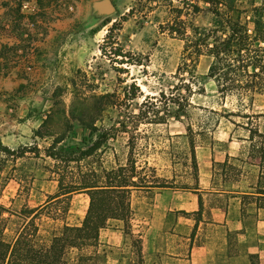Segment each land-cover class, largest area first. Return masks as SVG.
Here are the masks:
<instances>
[{"label":"rangeland","instance_id":"1","mask_svg":"<svg viewBox=\"0 0 264 264\" xmlns=\"http://www.w3.org/2000/svg\"><path fill=\"white\" fill-rule=\"evenodd\" d=\"M236 1L240 6L247 2ZM24 2L35 7L24 8ZM255 2L264 7V0ZM172 3L178 6L179 0ZM200 5L202 10L188 11L183 18L208 27L211 13L206 4ZM131 7L133 15L122 19ZM173 15L166 0H0V140L11 149L0 151L1 204L12 212L38 207L57 191L61 176L125 164L129 139L133 140L138 165L154 167L158 176L179 188L194 187L188 137L177 134L179 122L169 115L167 123L135 126L133 117L146 95L156 105L157 115L165 116L167 107L175 109L166 102L171 88L178 83L173 75L183 41L163 27ZM116 20L113 36L107 40L106 52H102L100 45ZM119 51L123 56L117 55ZM211 61L210 55L199 56L195 73L205 91L192 96L186 115L180 113L184 123L191 124L195 143L209 139L223 113L247 108V99H242L240 105L235 96L222 99L214 81L205 76ZM184 75L189 77L187 72ZM70 78L79 81L78 95L110 92L121 101L120 108H109L97 123L113 126L111 136L95 154L79 163L51 158L45 151L60 133L66 135L57 145L61 151L84 148L95 138L75 118L82 105L74 103ZM132 83L140 90L136 98L128 99L134 89ZM59 86L64 87L61 102L54 103V91ZM182 92L186 94L185 88ZM88 201L86 194L75 193L67 211H59L57 216L54 207L49 216L44 211L38 220L41 232L50 234L63 222L80 223ZM131 201L133 207L142 206L145 214L150 194L134 195ZM131 212L125 221H109L108 227L122 229V240L116 244L101 241L95 264H161L159 260H145L143 253L140 260L143 223L135 218L132 207ZM18 224L13 217L7 233L13 234Z\"/></svg>","mask_w":264,"mask_h":264},{"label":"trees","instance_id":"2","mask_svg":"<svg viewBox=\"0 0 264 264\" xmlns=\"http://www.w3.org/2000/svg\"><path fill=\"white\" fill-rule=\"evenodd\" d=\"M166 1L174 15L163 27L183 41L181 59L173 75L178 83L171 88L166 102L167 106L171 103L175 109L172 111L167 107L165 116L157 115L154 109L156 105L146 95L138 113L133 116L136 120L135 126L140 123H167L169 115L175 120L183 121L180 113L186 115L188 107L192 106V96L205 91L204 87L198 85L195 73L197 60L202 54L212 57L205 76L214 81L222 99L235 96L238 105L242 99H247V107L251 106L255 94L264 93V7L256 4L255 0H247L245 6H240L236 0H179L178 6L172 3L173 0ZM201 2L206 4V10L211 13L208 27L196 25L183 18L188 11L197 13L202 10ZM133 13L134 8L131 7L122 15V19L132 16ZM117 24L116 20L108 28L104 43L100 45L102 52H106L107 40L112 38ZM121 52L117 55L123 56ZM184 72H187L188 78H185ZM69 82L74 91V103L82 105L80 114L75 118L80 125L88 128L90 134H95V138L84 148L76 146L61 151L57 149V145L66 135L60 133L53 138L45 151L51 158H64L67 162L79 163L83 158L95 154L111 136L113 126L97 123L102 121L101 118L109 108H120L121 101L115 93L110 92L78 95L79 81L70 78ZM132 87L134 89L128 99L136 98L140 90L136 83H132ZM182 88H185L186 94L182 92ZM63 91L64 87L61 86L55 89L54 103L61 102ZM160 94L164 96L163 91ZM237 112L232 114L239 115V111ZM227 115L222 114L225 117ZM122 127L126 128V125L123 124ZM185 129L196 179L195 141L191 135L193 129L190 123L185 124ZM132 141L129 139L130 149L125 164L117 163L111 168L103 167L100 171L79 170L78 175L72 173L69 177L61 176L57 191L49 195L43 205L12 212L0 203V264H95L97 247L101 244L100 231L109 226L110 220L125 221L130 217V199L134 190L179 188L172 185L167 178L158 176L154 167L138 165ZM0 151L10 152L11 149L0 140ZM66 178H69L68 182H65ZM181 188L190 190L188 186ZM75 193H84L89 199L82 221L78 224L63 222L50 234L42 233L38 220L43 212L46 211L49 216V210L53 207L54 212H57L56 216L61 211H67L70 199ZM13 217L19 220V224L13 234H8V224ZM138 256L142 260L141 248Z\"/></svg>","mask_w":264,"mask_h":264},{"label":"crops","instance_id":"3","mask_svg":"<svg viewBox=\"0 0 264 264\" xmlns=\"http://www.w3.org/2000/svg\"><path fill=\"white\" fill-rule=\"evenodd\" d=\"M228 111L208 140L195 143L197 178L190 190L154 187L148 211L131 201L145 260L161 264H264V93L244 111ZM178 121V120H176ZM177 134H185L178 121ZM171 129V124H167ZM130 199V200H131ZM106 227L100 241L121 242ZM156 258V259H155ZM158 261V262H159Z\"/></svg>","mask_w":264,"mask_h":264},{"label":"built area","instance_id":"4","mask_svg":"<svg viewBox=\"0 0 264 264\" xmlns=\"http://www.w3.org/2000/svg\"><path fill=\"white\" fill-rule=\"evenodd\" d=\"M23 7L24 8H27V9H30V8L33 9L35 6L34 5H31L29 2H24L23 3Z\"/></svg>","mask_w":264,"mask_h":264},{"label":"bare ground","instance_id":"5","mask_svg":"<svg viewBox=\"0 0 264 264\" xmlns=\"http://www.w3.org/2000/svg\"><path fill=\"white\" fill-rule=\"evenodd\" d=\"M106 6H109L108 4H106Z\"/></svg>","mask_w":264,"mask_h":264}]
</instances>
